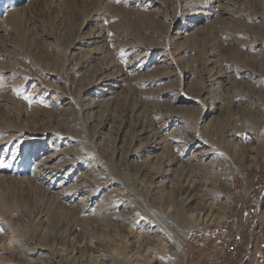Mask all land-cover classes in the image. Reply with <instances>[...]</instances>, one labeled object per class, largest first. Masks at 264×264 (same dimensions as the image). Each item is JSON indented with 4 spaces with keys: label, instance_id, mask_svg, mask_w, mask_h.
<instances>
[{
    "label": "rangeland",
    "instance_id": "obj_1",
    "mask_svg": "<svg viewBox=\"0 0 264 264\" xmlns=\"http://www.w3.org/2000/svg\"><path fill=\"white\" fill-rule=\"evenodd\" d=\"M90 48L99 54L82 56ZM102 67L123 80L96 85ZM225 127L238 131V157L212 153L205 171L232 175V207L211 200L218 218L201 217L185 264H221L235 239L248 258L222 264H264V0H0V260L102 264L121 242L112 212L127 200L142 217L134 231L155 226L143 201L185 196L184 179L203 171L191 140L210 149ZM163 147L172 183L154 194L142 169L163 167L147 160Z\"/></svg>",
    "mask_w": 264,
    "mask_h": 264
},
{
    "label": "bare ground",
    "instance_id": "obj_2",
    "mask_svg": "<svg viewBox=\"0 0 264 264\" xmlns=\"http://www.w3.org/2000/svg\"><path fill=\"white\" fill-rule=\"evenodd\" d=\"M193 1V0H192ZM201 2V1H200ZM4 3V2H3ZM203 3V2H202ZM205 4V3H204ZM10 5V4H9ZM13 5V4H12ZM18 6V5H17ZM8 9V8H7ZM10 10V9H9ZM19 9H14L12 12H10V18H14L15 21H18L19 17H20V12H17ZM196 10V9H195ZM7 13V12H6ZM9 14V12H8ZM6 15V14H5ZM8 16V15H6ZM5 18V17H4ZM8 18V17H7ZM4 20V19H2ZM3 22V21H2ZM5 22V20H4ZM3 22V23H4ZM99 34V33H98ZM101 36V35H100ZM91 37V36H89ZM93 36L90 38L92 40ZM85 42V41H84ZM91 44V43H90ZM94 44V43H93ZM97 47V46H96ZM101 49V48H100ZM87 50V49H86ZM83 50V51H86ZM81 52V51H80ZM150 52V51H149ZM4 53V52H3ZM98 53V51L96 50V48H90L88 51H86L85 53L82 54V56L84 55L85 58H90V56H94ZM99 54V53H98ZM83 57V58H84ZM87 60V59H86ZM89 62V61H88ZM84 65V64H83ZM103 68V67H102ZM106 68V67H105ZM101 69V68H100ZM112 72V71H111ZM111 72H107L106 69H101L98 72V75L94 78V83L96 85H100V84H110L111 81L112 84L115 82L116 84L119 82H121L123 80V78H117L118 75L111 73ZM121 72V71H120ZM93 77V76H92ZM93 79V78H92ZM16 87V86H15ZM105 89V88H104ZM107 90V89H106ZM112 93V92H111ZM114 93V92H113ZM104 95V94H103ZM117 95V93L114 96H111L110 98H108V101H111L113 98H115ZM213 97V96H211ZM94 100V99H93ZM103 100V99H102ZM101 100V102H102ZM114 100V99H113ZM106 100H104L105 103ZM94 104V102H92ZM97 103V102H96ZM112 103V102H111ZM90 104V103H89ZM95 105V104H94ZM99 105V104H98ZM106 105V104H105ZM110 105V102H109ZM97 106V105H96ZM103 106V105H101ZM64 109V108H63ZM58 110V109H57ZM207 110V109H206ZM208 110L205 112V109L203 111V117H205L207 115ZM211 113V112H210ZM210 116V114H209ZM207 116V118L209 117ZM215 117V116H214ZM213 117V118H214ZM204 121V120H203ZM206 126L208 125L205 124ZM164 126V125H163ZM210 126V125H209ZM222 126V125H221ZM176 131V130H175ZM196 131V130H195ZM201 131V130H200ZM25 133V132H24ZM173 133V132H172ZM158 134V133H157ZM191 134V133H190ZM199 134V133H198ZM201 134V133H200ZM22 135V134H21ZM196 135V134H195ZM12 136V135H11ZM17 136V135H16ZM165 136V135H164ZM167 136V135H166ZM202 136V134H201ZM200 136V137H201ZM208 136V135H207ZM9 137V136H8ZM157 137V135H156ZM178 137V136H177ZM204 137V136H203ZM202 138V137H201ZM216 138V137H215ZM203 139V138H202ZM207 139V138H206ZM217 139V138H216ZM238 139V131L235 129H229L227 127L223 128L221 133L218 136V141H212V140H207L211 145L209 146L210 149H208L207 147H204V149L202 148L203 145H200L199 141L194 138L191 140L190 142V146H192V148H197L194 153L192 154V157H198L199 158V165H201L203 167V171L202 170H198L195 173L193 172V174L188 175L184 181L182 182L183 184V194H185V196L180 197V195L178 194L176 197H165V196H161L159 197L160 199L158 200L157 198H155V200L157 199V201H152L149 202L147 201V197L150 195H148L146 197V200L143 201L145 207L146 212L151 216V220H152V224L151 225H155L153 226L151 229H146V232L143 231L139 232V231H134L133 227L135 224H137L136 222H139V218L137 217L139 215H135V208L134 209H130L129 208V204H133V202L129 203L131 200H133V198H129V204L125 203L126 201H124V203L122 204V211L117 212V210H114L112 213L113 215L111 216H121L123 219H121V222H118V224H116L115 222V227H117L118 233L121 232L122 236L117 237L119 238L121 242H119L120 244L115 246V239H114V246L113 247V251L109 252L110 250H108L107 253H100V257L99 259L101 261H103L102 264H185L186 262V256H185V250H184V243L186 241V239L189 237V235L191 234L192 230L198 226L199 221L201 219V217L205 218H210V217H215L214 219L218 218L217 214H213V210L212 211H208L207 208H209V205H211V200L213 201H221V204H224V210L229 211L232 207V190H233V177L232 175H227L228 173H226L225 175L222 174L223 176H220L218 178H214L213 176H209L207 173L208 167L210 166H214L211 156L212 153H216V155L218 156L221 153L223 154L224 150L231 155L232 157H238L237 155V151H238V145H236ZM24 140V139H23ZM165 140V139H164ZM164 140H160L158 141V139H155L153 141V143L149 146L150 149H154L155 145L158 146L157 150H160L162 147H160L161 141L164 142ZM205 139H203L204 141ZM175 141V140H174ZM22 142V141H21ZM152 142V141H151ZM182 143V142H181ZM164 145V144H163ZM173 145V144H172ZM183 145V144H182ZM181 145V146H182ZM207 145V144H206ZM252 145V144H251ZM189 146V145H188ZM202 146V147H201ZM186 147V146H185ZM173 148V147H172ZM256 147H254L253 145L250 147L251 152L256 153L255 150ZM169 148L163 147V150L161 153H157L152 157H149V159H147L148 161H153V160H158L161 162V164L163 165V167L159 170H151L150 166H148L147 168H143L142 171L145 170V174L147 175V173H151L149 174L150 177L152 178V182L153 183V190L152 191L154 194L158 193L160 191H162L163 189H165L166 187H168L169 183H172L171 180H168V178L165 177V172L169 174H171L172 169V162L171 160H169L167 158V156H165V152L164 150H166ZM156 150V149H155ZM154 150V151H155ZM156 150V151H157ZM187 150V147H186ZM180 151V150H179ZM182 151H184L182 149ZM180 151L179 154L182 152ZM164 152V153H163ZM170 152V150H169ZM186 152V151H185ZM168 153V151H167ZM173 153V152H172ZM178 153V152H177ZM69 155V154H68ZM75 155V154H74ZM152 155V154H151ZM150 155V156H151ZM171 155V154H170ZM187 155V154H186ZM250 155V154H249ZM254 155V154H253ZM183 156V154H182ZM52 157V156H51ZM81 157V156H80ZM170 157V156H169ZM172 157V156H171ZM213 157V156H212ZM174 158V156L172 157V159ZM176 158V157H175ZM178 158V156H177ZM176 158V159H177ZM43 159V158H42ZM74 159V158H72ZM71 159V160H72ZM81 159V158H80ZM182 159V158H181ZM179 158V160H181ZM169 160V162H168ZM174 160V159H173ZM185 160V159H184ZM188 160V159H187ZM225 160V159H224ZM42 161V160H41ZM77 161V160H76ZM216 161V160H215ZM65 162V161H64ZM177 162V161H176ZM77 163V162H76ZM215 163V162H214ZM99 164V163H98ZM69 165V164H68ZM92 165V164H91ZM148 165V164H146ZM177 165V164H176ZM180 165V164H179ZM182 165V164H181ZM44 166H46V168H49V170L52 172L58 170L60 167L62 168L63 165L58 166L56 164V162L53 161V159H48L45 161ZM96 166V165H95ZM219 168H222V162L219 163L217 165ZM146 167V166H145ZM152 167V166H151ZM168 167V168H167ZM153 168V167H152ZM211 168V167H210ZM64 169V168H63ZM74 169V168H73ZM181 169V168H179ZM177 170V169H176ZM209 170V169H208ZM218 170V169H217ZM46 171V170H45ZM165 171V172H164ZM180 171V170H179ZM222 171V170H221ZM225 171V170H224ZM97 172V171H96ZM164 172V173H163ZM183 172V171H182ZM192 172V171H191ZM223 172V171H222ZM92 173V171H91ZM95 173V171H94ZM101 173V172H100ZM177 173V172H175ZM189 173V172H188ZM217 173L219 174V171H217ZM84 174V173H83ZM88 174V173H87ZM86 174V175H87ZM102 174V173H101ZM179 173H177L178 175ZM183 174V173H182ZM59 175V174H58ZM176 175V176H177ZM227 175V176H226ZM52 176V174H51ZM50 176V177H51ZM122 176V174H121ZM169 176V175H168ZM218 176V175H217ZM95 177V176H94ZM103 177V176H102ZM170 177V176H169ZM175 177V176H174ZM178 177V176H177ZM183 177V176H182ZM78 178V177H77ZM85 178L88 180L89 176H85ZM113 178H115V180L117 179L121 184H123V181H125V178L122 177H116L114 176ZM173 179V177H171ZM169 178V179H171ZM184 178V177H183ZM55 179V178H54ZM95 179V178H94ZM109 180V179H107ZM111 180V179H110ZM116 180V181H117ZM94 181L93 179L91 180V182ZM103 181V178H102ZM130 181V180H129ZM174 181V180H173ZM84 182V181H83ZM87 182V181H86ZM100 182V180H99ZM104 182V181H103ZM102 182V183H103ZM109 182V181H107ZM94 183H96L94 181ZM101 183V182H100ZM128 183V182H127ZM59 184V183H58ZM80 184V183H79ZM118 184V183H117ZM130 184V183H129ZM89 185V184H88ZM107 185V183L105 184ZM85 186V184H84ZM83 186V187H84ZM129 188L131 189V191L134 193L133 195H135V197L137 196L140 199V195H139V191H137L135 189V187L133 185H128ZM173 186V185H172ZM68 188V186H65ZM70 187V186H69ZM73 187V186H72ZM117 187V186H116ZM126 187V186H124ZM94 188V187H93ZM92 188V189H93ZM99 188V186H98ZM120 188V187H119ZM170 188V187H169ZM70 189V188H69ZM87 190V189H86ZM113 189L112 191L115 192L114 194H116V190ZM119 190V189H118ZM152 190V189H150ZM168 190V189H167ZM166 190V191H167ZM63 191V190H62ZM102 191V190H101ZM182 191V190H181ZM107 192H111V191H107ZM112 192V193H113ZM131 192V193H132ZM151 192V191H150ZM164 192V190L162 191ZM168 192V191H167ZM65 193V191H64ZM120 193V192H118ZM176 193V192H175ZM61 194V193H60ZM71 194V193H70ZM110 195V194H109ZM129 195V194H128ZM152 195V193H151ZM117 196V195H114ZM146 196V195H145ZM144 196V199H145ZM158 196V195H157ZM160 196V195H159ZM111 197V195H110ZM136 197V198H137ZM151 197V196H150ZM108 198V197H106ZM126 198V197H124ZM124 198L122 197L121 200ZM153 199V197H151ZM85 199V198H84ZM92 199V198H91ZM116 199V198H115ZM138 201V200H137ZM84 202V201H83ZM141 202V200H140ZM158 202V203H157ZM86 203V202H85ZM120 203V201H119ZM122 203V202H121ZM120 203V204H121ZM142 203V202H141ZM213 203V202H212ZM216 203V202H215ZM136 204H138L136 202ZM219 204V203H218ZM135 205V204H134ZM96 206V205H95ZM137 207V206H136ZM210 207V208H211ZM83 208V207H82ZM89 208V207H88ZM213 208V207H212ZM211 208V209H212ZM96 209V208H95ZM102 210V209H101ZM99 211V210H98ZM106 212V211H105ZM99 213V212H97ZM139 213V212H138ZM118 214V215H115ZM137 214V212H136ZM140 214V213H139ZM142 214V213H141ZM140 214V215H141ZM100 215V214H99ZM109 215V214H108ZM103 216V215H102ZM110 216V217H111ZM145 216V214L143 215ZM149 216V217H150ZM109 217V216H108ZM89 218V217H88ZM116 218V217H115ZM119 218V217H118ZM142 218V217H141ZM140 218V220H141ZM144 218V217H143ZM138 219V220H137ZM146 219V218H145ZM110 220L109 218L107 219V221ZM137 220V221H136ZM149 220V219H148ZM146 220L145 223H148ZM142 221V220H141ZM140 221V222H141ZM113 222H111L112 225ZM113 223V225H114ZM102 224V223H101ZM140 224V223H139ZM144 225V224H143ZM142 225V227H143ZM146 226V225H145ZM141 227V226H140ZM139 227V229H140ZM150 227V226H149ZM144 228V227H143ZM138 230V228H136ZM76 231V230H75ZM141 231V230H140ZM145 232V233H144ZM89 237V236H88ZM123 237V238H122ZM94 238V237H93ZM110 238V237H109ZM92 239V238H91ZM112 240V239H111ZM118 240V239H117ZM118 242V241H117ZM112 243V242H110ZM109 245V244H108ZM110 248L111 244L109 245ZM113 246V245H112ZM91 247V246H90ZM103 247V246H102ZM106 247V246H105ZM104 249V247L102 248ZM106 249V248H105ZM22 250V249H21ZM112 250V249H111ZM106 251V250H105ZM45 251H42L41 254L43 257L47 256L45 254ZM41 256V257H42ZM60 261V260H59ZM40 262V261H39ZM35 263V262H34ZM0 264H6V262H4L3 260H0ZM28 264V262H27Z\"/></svg>",
    "mask_w": 264,
    "mask_h": 264
},
{
    "label": "built area",
    "instance_id": "obj_3",
    "mask_svg": "<svg viewBox=\"0 0 264 264\" xmlns=\"http://www.w3.org/2000/svg\"><path fill=\"white\" fill-rule=\"evenodd\" d=\"M239 240L240 239H235L230 241L228 244L225 245V249L221 255V261H225L229 258L238 261L239 259L245 257V260L248 258H246V253H250L251 250L250 248H245L244 250L239 249ZM253 237H251V241L252 242ZM244 260V261H245ZM211 263H213V261H210ZM217 262H214V264Z\"/></svg>",
    "mask_w": 264,
    "mask_h": 264
},
{
    "label": "snow or ice",
    "instance_id": "obj_4",
    "mask_svg": "<svg viewBox=\"0 0 264 264\" xmlns=\"http://www.w3.org/2000/svg\"><path fill=\"white\" fill-rule=\"evenodd\" d=\"M117 3H119V0H117ZM105 23H107V21H105ZM112 34L111 33H109V36H111ZM24 99H26V100H28L29 101V103H31L32 102V100H31V95L29 94V95H27V96H25L24 97ZM37 103H41V104H44V101L43 100H38V101H36ZM45 106H47V105H45ZM221 155H223L222 153H221ZM13 159H15V155H13V157H12ZM4 166V163H3V161H0V167H3ZM0 231H3V229H0Z\"/></svg>",
    "mask_w": 264,
    "mask_h": 264
},
{
    "label": "crops",
    "instance_id": "obj_5",
    "mask_svg": "<svg viewBox=\"0 0 264 264\" xmlns=\"http://www.w3.org/2000/svg\"><path fill=\"white\" fill-rule=\"evenodd\" d=\"M245 248H243L242 250H244ZM228 261V259L227 260H225V261H221V264H222V262H227Z\"/></svg>",
    "mask_w": 264,
    "mask_h": 264
}]
</instances>
